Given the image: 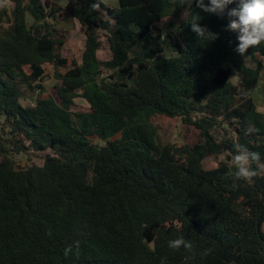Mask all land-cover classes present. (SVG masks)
<instances>
[{
	"label": "trees",
	"instance_id": "16d2710c",
	"mask_svg": "<svg viewBox=\"0 0 264 264\" xmlns=\"http://www.w3.org/2000/svg\"><path fill=\"white\" fill-rule=\"evenodd\" d=\"M185 8L182 0H70L66 8L11 0L0 9V122L10 137L0 142V264H264V171L251 182L228 175L235 143L264 162V114L254 101L264 43L239 55L227 15L193 0L198 23L218 34L199 38ZM64 19L87 27L82 63L58 75L60 104L40 97L25 107L44 66L66 67L60 48L78 44L58 28ZM96 29L110 45L105 62ZM79 97L89 112L72 110ZM157 116L195 127L197 143H163ZM219 124L234 136L219 141ZM11 147L53 155L20 168ZM181 236L196 254L169 248ZM74 241L79 249L65 256ZM205 248L212 253L202 258Z\"/></svg>",
	"mask_w": 264,
	"mask_h": 264
},
{
	"label": "rangeland",
	"instance_id": "374dc122",
	"mask_svg": "<svg viewBox=\"0 0 264 264\" xmlns=\"http://www.w3.org/2000/svg\"><path fill=\"white\" fill-rule=\"evenodd\" d=\"M50 2L62 6L63 8H66L69 4L70 0H49ZM106 4L112 5L114 7L118 6V0H103ZM58 22V21H57ZM58 28L61 29L63 32L64 37L67 40H73L78 42L77 46H71V47H61L60 52L62 56L68 60V65L66 64V67H62L59 70H56L54 66L51 64H46L45 67V74L43 79H41L39 82L34 84V90L27 89L26 90V98L22 100L23 105L26 106H33L35 103V100L42 97V98H52L54 99L58 104L61 103L59 96L57 94L58 86L62 84V79L59 78V74L64 75L68 72V70L71 67L72 62H77L79 64L82 63V54H83V41L86 37V31L87 27H83L78 21L71 20V19H64L61 22L58 23ZM6 28L8 27L5 26ZM5 28V29H6ZM99 33L101 39L102 46L100 50L98 51V58L101 61H107L111 58V50L110 45L108 44L106 33L102 29H96ZM258 60L264 63V57L259 56ZM246 65L249 67H257V63L254 62L252 59H246ZM105 76L107 73L104 74ZM232 82L234 84H238V78L234 77L232 79ZM39 85H41L43 88H41ZM82 93V92H81ZM254 101L257 106V111L264 114V78L259 85V88L254 93ZM74 112H89L90 111V105L85 99H81V97L77 98L75 100V104L73 107H71ZM218 123L221 122L220 119H218ZM154 123L158 128L160 140L163 143L175 145V146H181V145H187V144H195L197 143L199 137L198 130L195 127H187L183 124L181 119H171L167 117L157 116L154 117ZM7 131L3 130V124L0 122V142L3 139H7L10 137H7ZM213 134L215 137L222 141L224 139L232 138L233 130L230 126H226L223 124H219L218 127L213 131ZM96 141H99L98 139H94ZM99 143H102L99 141ZM12 151V155L14 156L15 160L18 161V165L20 168H27L30 166H43L45 157L48 155H53V152L48 150L43 153L34 154L31 151L17 155L13 150L14 147L10 148ZM226 155H222L220 157L213 156L210 159H208L205 162L206 169H214L220 165L221 162L226 161ZM264 230V226H263Z\"/></svg>",
	"mask_w": 264,
	"mask_h": 264
},
{
	"label": "clouds",
	"instance_id": "9594fccd",
	"mask_svg": "<svg viewBox=\"0 0 264 264\" xmlns=\"http://www.w3.org/2000/svg\"><path fill=\"white\" fill-rule=\"evenodd\" d=\"M196 6L209 14H215L223 17L225 14L229 18L226 30L237 34L238 44L234 49L239 55L245 56L250 48L259 47L264 43V0H209L205 4V0H195ZM11 0H0V9L9 7ZM193 0H182V6L186 5L183 12V19L191 16V30L196 33L197 37L206 41H214L218 38V34L210 32L206 27H201L198 21L201 19L199 14L190 12ZM237 6L229 10V5ZM93 7H98L94 5ZM166 36V34H164ZM255 129L251 126L246 130L245 134H251ZM235 154L232 156L230 167H234L235 171H230L228 175L234 181L244 180L251 182L254 177L264 171V162L261 161V155L258 152L250 151L246 146L239 143L234 144ZM253 164L256 168H253ZM235 183L233 187H235ZM51 235V232L48 233ZM80 242L74 241L68 244L64 249L65 256L73 252V249H79ZM168 246L171 249L179 250L181 248L196 254L195 245L192 241L185 239L183 236L170 240ZM212 249L205 248L199 255L204 258L211 255ZM161 264H166L165 260H161Z\"/></svg>",
	"mask_w": 264,
	"mask_h": 264
}]
</instances>
